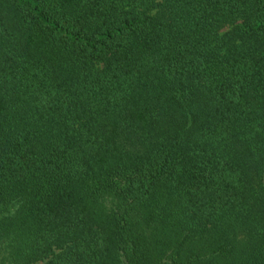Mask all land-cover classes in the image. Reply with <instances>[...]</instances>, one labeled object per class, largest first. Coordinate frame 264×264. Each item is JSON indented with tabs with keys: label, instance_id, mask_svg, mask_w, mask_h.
<instances>
[{
	"label": "trees",
	"instance_id": "16d2710c",
	"mask_svg": "<svg viewBox=\"0 0 264 264\" xmlns=\"http://www.w3.org/2000/svg\"><path fill=\"white\" fill-rule=\"evenodd\" d=\"M0 264H264V0H0Z\"/></svg>",
	"mask_w": 264,
	"mask_h": 264
}]
</instances>
